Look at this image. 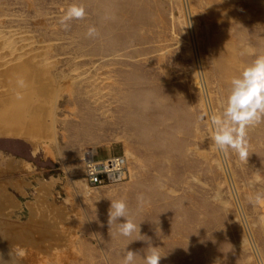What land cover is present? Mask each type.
<instances>
[{
  "label": "rangeland",
  "instance_id": "obj_1",
  "mask_svg": "<svg viewBox=\"0 0 264 264\" xmlns=\"http://www.w3.org/2000/svg\"><path fill=\"white\" fill-rule=\"evenodd\" d=\"M259 55L264 0H0V264H264V122L244 161L210 138ZM114 155L122 178L88 184Z\"/></svg>",
  "mask_w": 264,
  "mask_h": 264
},
{
  "label": "clouds",
  "instance_id": "obj_2",
  "mask_svg": "<svg viewBox=\"0 0 264 264\" xmlns=\"http://www.w3.org/2000/svg\"><path fill=\"white\" fill-rule=\"evenodd\" d=\"M84 15L83 7L73 5L61 19V23L67 28L66 21L81 19ZM95 31L90 28L88 35L93 36ZM261 122H264V55L257 56L251 65L243 69L240 76L232 79L223 112L219 116L211 117L213 135L210 138L219 151L226 153L231 149L244 161L248 159L247 129ZM138 199L142 200V196ZM260 199V195H257L255 202ZM108 216L110 233L113 223L121 217L125 218V222L118 223L120 235L130 237L136 231L137 226L130 218L124 200H111ZM16 254L18 257L24 256L23 250L20 249H16ZM137 255L134 251L126 250L122 264H135ZM161 258L157 248L149 246L143 256V264H160Z\"/></svg>",
  "mask_w": 264,
  "mask_h": 264
},
{
  "label": "built area",
  "instance_id": "obj_3",
  "mask_svg": "<svg viewBox=\"0 0 264 264\" xmlns=\"http://www.w3.org/2000/svg\"><path fill=\"white\" fill-rule=\"evenodd\" d=\"M126 160L122 155L109 156L105 159L94 160L92 157L85 160L84 172L87 183L100 185L122 178Z\"/></svg>",
  "mask_w": 264,
  "mask_h": 264
},
{
  "label": "bare ground",
  "instance_id": "obj_4",
  "mask_svg": "<svg viewBox=\"0 0 264 264\" xmlns=\"http://www.w3.org/2000/svg\"><path fill=\"white\" fill-rule=\"evenodd\" d=\"M148 104V103H147ZM145 102L144 103H142V106H145V105H147ZM140 127H142L143 126V124H144V118H142V119H140ZM125 158V157H124ZM125 160H126V158H125Z\"/></svg>",
  "mask_w": 264,
  "mask_h": 264
}]
</instances>
